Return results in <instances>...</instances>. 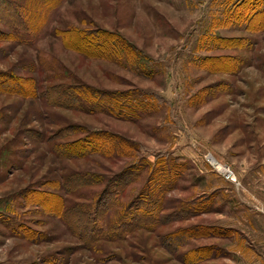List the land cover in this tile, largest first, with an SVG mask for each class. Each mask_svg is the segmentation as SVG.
Returning a JSON list of instances; mask_svg holds the SVG:
<instances>
[{
	"label": "rangeland",
	"instance_id": "rangeland-1",
	"mask_svg": "<svg viewBox=\"0 0 264 264\" xmlns=\"http://www.w3.org/2000/svg\"><path fill=\"white\" fill-rule=\"evenodd\" d=\"M10 1L23 13L30 39L11 40V27L0 16V71L34 76L43 96L0 91V264H264V29L246 24L243 14V20L229 18L239 0ZM72 27L110 32L109 40L119 34L152 59L147 75L128 62L88 58L65 47L56 30ZM76 83L130 91L139 99L148 93V106L129 120L106 109L47 103L48 85ZM69 123L107 130L140 149L131 157H59L46 137ZM158 154L174 169L163 186L162 211L194 200L200 212L85 247L47 205L21 203L25 190L56 191L53 182L69 173L111 176L139 158L148 166ZM226 167L234 179L226 177ZM146 169L100 222L103 229L142 190ZM103 187L57 191L72 205L92 202ZM24 222L30 234L42 233L40 240L35 232L11 230ZM174 234L177 239L168 241Z\"/></svg>",
	"mask_w": 264,
	"mask_h": 264
},
{
	"label": "trees",
	"instance_id": "trees-1",
	"mask_svg": "<svg viewBox=\"0 0 264 264\" xmlns=\"http://www.w3.org/2000/svg\"><path fill=\"white\" fill-rule=\"evenodd\" d=\"M252 2V4H249ZM264 0H239L229 13V18L237 15L246 24L254 22L256 30L264 29ZM15 6V7H14ZM10 0H0V16L11 27L10 39L17 42H27L29 34H25L23 13ZM13 12L15 13L13 15ZM13 18V21H12ZM56 36L62 39L65 47L74 49L88 58L115 61L119 64L130 63L141 74L147 75L145 66L152 60L142 50L130 44L119 34L113 40L108 38L113 35L98 29L88 30L72 27L65 31H57ZM91 35V36H89ZM104 36V37H103ZM74 38L82 46L70 45L69 38ZM107 39V40H105ZM251 44V43H250ZM250 47V45H249ZM12 82L13 84H9ZM0 91L15 93L22 98L35 99L43 96L37 80L34 76H13L8 72L0 71ZM46 101L49 105L61 108L82 109L88 106L91 111L106 109L115 117L131 120L138 115L139 110H145L150 98L148 93H141V98L132 97L130 91L102 90L90 87L84 83L76 84H52L44 90ZM52 151L63 158H80L94 152H100L107 158L131 157L139 146L127 139H123L107 130H90L82 124L69 123L57 127L46 137ZM154 163L148 166L144 159H136L132 164L124 167L118 173L111 176L84 171L72 172L60 180L53 182L57 190L64 188L66 192H74L82 187L91 186L104 182V187L92 202H75L67 205L65 196L59 191H45L40 188H29L22 192L21 203L32 206L33 209H41L46 206L55 217L63 220L71 233L76 236L85 247H93L103 238H124L127 234L138 229L155 231L164 222H172L180 218L192 216L196 211L200 212V206L194 200L180 208H174L164 213L163 196L165 182L171 181L173 168H166L163 155H156ZM176 160L178 158H175ZM151 164V165H150ZM152 164H154L152 166ZM146 167L148 169H146ZM148 179L139 194L135 195L124 207L121 215L113 221L107 229L100 224L110 211L117 206L118 198L125 192L127 187L134 183L145 171ZM167 173V174H166ZM163 174L166 175L165 179ZM168 176V177H167ZM164 179V180H163ZM164 186V187H163ZM36 196V200L33 198ZM47 203V204H46ZM206 205V202H203ZM164 213V214H163ZM30 226L17 223L11 230L22 235L30 234ZM35 231L32 230L31 234ZM36 233V232H35ZM30 234V235H31ZM39 234V236L37 235ZM42 233H36L34 240H40ZM29 235V236H30ZM177 234L169 237L168 241L177 239ZM173 243V242H172ZM49 264L58 262L48 260Z\"/></svg>",
	"mask_w": 264,
	"mask_h": 264
},
{
	"label": "built area",
	"instance_id": "built-area-1",
	"mask_svg": "<svg viewBox=\"0 0 264 264\" xmlns=\"http://www.w3.org/2000/svg\"><path fill=\"white\" fill-rule=\"evenodd\" d=\"M224 170H225V172L224 171L223 172L226 173L225 175H226L227 178L234 179V173H233L232 170H230L229 167L224 168Z\"/></svg>",
	"mask_w": 264,
	"mask_h": 264
},
{
	"label": "bare ground",
	"instance_id": "bare-ground-1",
	"mask_svg": "<svg viewBox=\"0 0 264 264\" xmlns=\"http://www.w3.org/2000/svg\"><path fill=\"white\" fill-rule=\"evenodd\" d=\"M210 160H211L212 162H214V161H213L214 159H213L212 157H210ZM234 178H235V177H234Z\"/></svg>",
	"mask_w": 264,
	"mask_h": 264
}]
</instances>
